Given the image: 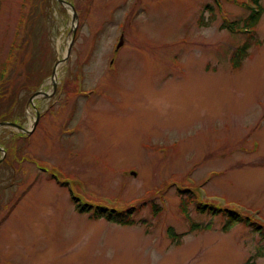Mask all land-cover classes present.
I'll return each mask as SVG.
<instances>
[{"label": "rangeland", "instance_id": "374dc122", "mask_svg": "<svg viewBox=\"0 0 264 264\" xmlns=\"http://www.w3.org/2000/svg\"><path fill=\"white\" fill-rule=\"evenodd\" d=\"M64 1L0 0V264H264L181 192L264 223V0Z\"/></svg>", "mask_w": 264, "mask_h": 264}, {"label": "trees", "instance_id": "16d2710c", "mask_svg": "<svg viewBox=\"0 0 264 264\" xmlns=\"http://www.w3.org/2000/svg\"><path fill=\"white\" fill-rule=\"evenodd\" d=\"M258 4V2L256 1ZM261 9L258 12L253 11L249 18L246 19V26L244 28L250 29L252 27H256L259 21V16L261 15ZM251 42L247 41L242 47L238 48L233 56V61L236 65H240L241 61L248 55V50L251 47ZM1 79H3V75H1ZM182 194L184 197H188V201L185 202L183 206V211L186 212V209L189 204L194 203L198 210L202 213H210L212 215L223 214L227 217V225L225 226V231H228L232 226L237 224H245L251 227L256 233L261 235V239L264 240V224L253 219L251 216L243 215L237 210H233L230 208L218 207L214 203L210 202H202L199 199V196L196 192L190 189L182 190ZM72 201L74 202L76 208L82 214L88 213L94 219H105L109 222H114L120 225H132L134 221L130 219L131 213L135 210V207L126 208L124 210H117L115 208H108L102 205H92L89 203H82L80 198L76 195H71ZM187 213V212H186ZM188 216V213H187ZM169 236L176 242L181 235H177L172 228L168 231ZM261 256H264V253H260Z\"/></svg>", "mask_w": 264, "mask_h": 264}, {"label": "water", "instance_id": "95a60500", "mask_svg": "<svg viewBox=\"0 0 264 264\" xmlns=\"http://www.w3.org/2000/svg\"><path fill=\"white\" fill-rule=\"evenodd\" d=\"M60 2L62 4H66L67 6H70L74 10V14H75L74 19H77V12L75 11L73 5L68 3V2H66V1H64V0L63 1L60 0ZM75 34H76V28L74 30V36H75ZM73 42H74V39H73L72 43ZM122 45H123V38H121V42L118 45V48L121 47ZM70 49H71V47H70ZM54 75H55V72H54ZM54 88H56V84H54ZM38 95H44L45 97L49 96L48 94H45L43 92H38L30 99V103H33L34 99L37 98ZM4 126L15 127L17 129H19L21 132H23L25 134H29V132H27L24 128L18 126V124H16V123H11V122H2V123H0V127H4ZM0 151L4 153V150L1 147H0ZM1 161L2 160H0V163H1Z\"/></svg>", "mask_w": 264, "mask_h": 264}]
</instances>
